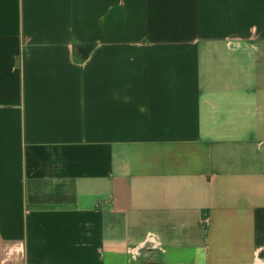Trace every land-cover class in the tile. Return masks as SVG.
<instances>
[{
	"label": "crops",
	"instance_id": "0c3cea01",
	"mask_svg": "<svg viewBox=\"0 0 264 264\" xmlns=\"http://www.w3.org/2000/svg\"><path fill=\"white\" fill-rule=\"evenodd\" d=\"M11 261L264 264V0H0Z\"/></svg>",
	"mask_w": 264,
	"mask_h": 264
},
{
	"label": "trees",
	"instance_id": "16d2710c",
	"mask_svg": "<svg viewBox=\"0 0 264 264\" xmlns=\"http://www.w3.org/2000/svg\"><path fill=\"white\" fill-rule=\"evenodd\" d=\"M90 47L87 48H82L81 46H75V51L78 52L82 57H86L88 52H89Z\"/></svg>",
	"mask_w": 264,
	"mask_h": 264
},
{
	"label": "rangeland",
	"instance_id": "374dc122",
	"mask_svg": "<svg viewBox=\"0 0 264 264\" xmlns=\"http://www.w3.org/2000/svg\"><path fill=\"white\" fill-rule=\"evenodd\" d=\"M14 257H16V256H14ZM11 258L13 259V257H11ZM11 264H13L12 261H11Z\"/></svg>",
	"mask_w": 264,
	"mask_h": 264
}]
</instances>
